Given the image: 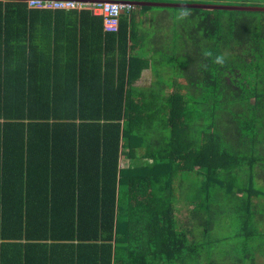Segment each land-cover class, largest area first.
Instances as JSON below:
<instances>
[{
    "label": "trees",
    "instance_id": "16d2710c",
    "mask_svg": "<svg viewBox=\"0 0 264 264\" xmlns=\"http://www.w3.org/2000/svg\"><path fill=\"white\" fill-rule=\"evenodd\" d=\"M64 14L80 24L81 45L89 28L99 40L88 54L82 47L81 63L94 66L76 70L68 99L46 53L25 45L27 30ZM11 39L21 44L15 67ZM146 68L155 80L139 87ZM121 156L139 161L121 167ZM232 212L255 264L264 256V11L135 5L110 32L91 10L0 0V264H215L220 238L210 237Z\"/></svg>",
    "mask_w": 264,
    "mask_h": 264
},
{
    "label": "crops",
    "instance_id": "0c3cea01",
    "mask_svg": "<svg viewBox=\"0 0 264 264\" xmlns=\"http://www.w3.org/2000/svg\"><path fill=\"white\" fill-rule=\"evenodd\" d=\"M19 1V0H18ZM20 1H28V0H20ZM87 10H91L87 7L83 8ZM82 10V9H80ZM92 12V11H91ZM92 14H94L92 12ZM96 15V14H94ZM36 21V18L35 20ZM46 22L43 18H38L36 24L42 26L43 22ZM35 24V25H36ZM46 28L27 30L26 33V51L28 53H36V52H45L46 54V62L51 66L53 70H57V79L59 80L58 84L67 87L70 86V90L66 91L64 89L60 90V93L66 94L65 97L68 99V96L73 97V86L69 84H74V74L76 70H80L81 66L83 67H93L94 65L91 62V59H86L83 63H81V52L82 47L83 50H86V54L89 53L91 49L98 47L99 40H96L97 37L91 28L87 29L85 33L88 35V39L84 42L83 45L81 38V31L79 29L80 24L77 27L75 22V17L73 15H63L55 17L53 23L46 22ZM52 26L51 28L49 27ZM38 26V25H37ZM31 33V34H30ZM18 41L16 39L9 41V49H10V58L12 59L11 64L15 67L17 56L16 50L19 49ZM82 64V65H81ZM12 68V67H11ZM13 75L16 74L14 69H10ZM76 79V78H75ZM79 80V78H78ZM155 77L152 73L151 68H146L142 71L140 78L136 81V85L139 87H148L153 83ZM72 87V89H71ZM64 145V144H62ZM13 147H21L19 144L11 145ZM125 150V149H123ZM141 155L144 153L142 148L138 149L137 155ZM142 160V159H141ZM139 158H128L126 156L120 157V166L127 167L128 165H132L135 162H138ZM11 256V255H9Z\"/></svg>",
    "mask_w": 264,
    "mask_h": 264
},
{
    "label": "rangeland",
    "instance_id": "374dc122",
    "mask_svg": "<svg viewBox=\"0 0 264 264\" xmlns=\"http://www.w3.org/2000/svg\"><path fill=\"white\" fill-rule=\"evenodd\" d=\"M157 10L158 9L152 10V16H154V18L160 13ZM145 24H148V22L146 21ZM221 219L222 224H220V222L216 225L214 232H212V237H210L212 241L216 237L215 233H218L220 238L215 244H211L212 250H218V253L214 256L216 259L215 264H231V262L233 264H251L252 261H250L248 255L252 254L254 243H251L252 240L250 239V241L248 240V242H245L244 236L239 234L241 232L240 219L237 221L234 212L229 216L221 217ZM204 260L205 263H208V255L204 256ZM263 263L264 256L257 257L255 264Z\"/></svg>",
    "mask_w": 264,
    "mask_h": 264
},
{
    "label": "built area",
    "instance_id": "2783aa9c",
    "mask_svg": "<svg viewBox=\"0 0 264 264\" xmlns=\"http://www.w3.org/2000/svg\"><path fill=\"white\" fill-rule=\"evenodd\" d=\"M28 6L39 9H83L85 7L103 18L105 31L115 32L119 30L120 16L123 6L117 2L106 1L98 3H85L78 0H28Z\"/></svg>",
    "mask_w": 264,
    "mask_h": 264
},
{
    "label": "water",
    "instance_id": "95a60500",
    "mask_svg": "<svg viewBox=\"0 0 264 264\" xmlns=\"http://www.w3.org/2000/svg\"><path fill=\"white\" fill-rule=\"evenodd\" d=\"M85 3H98L112 1L117 2L123 6L122 13L128 6L135 5H150L160 7H188V8H202V9H219V10H240V11H264L262 5H239V4H216L203 2H166V1H138V0H78Z\"/></svg>",
    "mask_w": 264,
    "mask_h": 264
}]
</instances>
